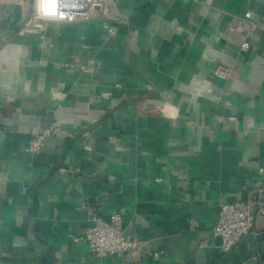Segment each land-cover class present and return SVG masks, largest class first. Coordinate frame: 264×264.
<instances>
[{"label":"crops","instance_id":"0c3cea01","mask_svg":"<svg viewBox=\"0 0 264 264\" xmlns=\"http://www.w3.org/2000/svg\"><path fill=\"white\" fill-rule=\"evenodd\" d=\"M245 12L264 19V1L120 0L37 30L33 0H0V264H264V241L223 255L212 236L220 204L249 202L264 167V31L239 32ZM97 207L146 254L76 243Z\"/></svg>","mask_w":264,"mask_h":264},{"label":"built area","instance_id":"2783aa9c","mask_svg":"<svg viewBox=\"0 0 264 264\" xmlns=\"http://www.w3.org/2000/svg\"><path fill=\"white\" fill-rule=\"evenodd\" d=\"M119 4L120 0H33L30 26L43 30L46 22L64 24L93 22L100 19L106 11L117 8ZM233 19L241 22L237 30L248 37H255L258 32L264 31V19L258 18L253 12H245ZM123 24L122 20H118L113 25L103 23L102 26L110 34H114L117 27ZM230 29L235 30L233 27ZM247 48L248 45L243 43L241 50L246 51ZM79 68L82 73L94 76L100 64L96 60H89ZM231 75L232 71L222 66H219L215 73L216 77L223 80L230 79ZM119 87L120 85L116 86ZM110 97L111 92H104L101 95L104 100ZM58 132L59 130L55 128L37 135L29 142L28 151L32 154L39 153L44 148L46 137ZM259 217H264V167H260L257 172L249 202L222 203L219 206L218 220L212 230V236L219 240V249L223 255L230 254L244 237L254 234L256 220ZM121 222L122 217L119 214H115L111 222H106L100 214V208L97 207L93 214V226L81 237L76 238L75 242L86 244L98 258L107 256L121 259L141 258L146 254L149 242L126 234L120 227Z\"/></svg>","mask_w":264,"mask_h":264},{"label":"water","instance_id":"95a60500","mask_svg":"<svg viewBox=\"0 0 264 264\" xmlns=\"http://www.w3.org/2000/svg\"><path fill=\"white\" fill-rule=\"evenodd\" d=\"M264 241V235H253V234H250L246 237H244L241 242H263Z\"/></svg>","mask_w":264,"mask_h":264}]
</instances>
